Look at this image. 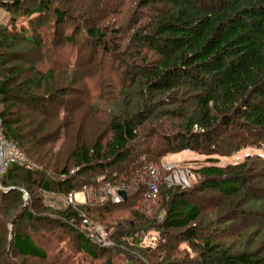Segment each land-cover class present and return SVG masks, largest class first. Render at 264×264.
<instances>
[{
  "label": "trees",
  "instance_id": "1",
  "mask_svg": "<svg viewBox=\"0 0 264 264\" xmlns=\"http://www.w3.org/2000/svg\"><path fill=\"white\" fill-rule=\"evenodd\" d=\"M6 1L0 0L9 16L0 20V118L5 136L18 144L26 160L0 175V264H12L14 254L21 259L15 264H93L112 250L153 264H264V189L254 185L263 171L256 168L245 176L256 162L264 163V0H75L79 10L67 4L70 0H38L25 9L19 8L24 0ZM133 1L136 19L118 24L114 15ZM145 9L154 13L142 22ZM95 12L103 14L104 24L88 18ZM110 17L115 22L107 24ZM81 35L84 45L93 48L89 69V61H82ZM14 46L34 55V64H13L20 57L4 49ZM56 79L71 84L68 93L79 95L78 105L71 108L64 99L67 92H61L54 117L62 121L45 118L29 125L22 117V100L34 87L59 92ZM79 114L80 133L88 123L82 120L92 119L104 130L92 145L77 144L74 166L60 167L58 157L53 159L54 146L46 145L69 140ZM247 147L263 153L223 167H195L205 177L200 190L216 188L243 216L232 237L208 234L217 220L189 200L188 189L163 185L159 201L150 209L142 205L146 169L166 154L191 149L223 156ZM51 161L54 169L49 170ZM107 183L125 189L126 200L115 202L109 195L62 207L47 201L49 192L67 197ZM33 186L37 213L53 222L42 232L16 229L22 219L37 218L31 196L25 197ZM11 194L20 204L16 211L4 202ZM123 210L132 216L104 220ZM253 214L259 218L257 227ZM95 224L106 228L112 247L89 237ZM61 228L67 232L60 233ZM178 237L196 256L177 250ZM104 264L113 263L108 259Z\"/></svg>",
  "mask_w": 264,
  "mask_h": 264
},
{
  "label": "rangeland",
  "instance_id": "2",
  "mask_svg": "<svg viewBox=\"0 0 264 264\" xmlns=\"http://www.w3.org/2000/svg\"><path fill=\"white\" fill-rule=\"evenodd\" d=\"M2 1L7 2L6 0H2ZM11 1L12 0H9V2H11ZM36 3H38V0H29V1L24 0V3H22V5L19 6V8L25 9V8H28L29 6L34 7V5H36ZM131 3H132V5H130V6L127 3V5H126L127 7H125V8L123 7L121 12L114 15L115 19L117 18L116 20H117L118 24L124 23L125 21H127L128 18L136 19L135 14H134L135 8L133 5L134 1ZM67 4H71L72 9H74V10L75 9L79 10V7L81 6V5H79V3L75 2V0H70L67 2ZM129 9L130 10L132 9V10L128 14L127 11H130ZM49 13L50 12L43 13L41 19L43 21L44 20L47 21ZM153 13H154L153 11L151 12V11L145 9L143 12L144 16L142 17V22H146L147 17L152 15ZM102 15L103 14L102 13L100 14V12H95V13L90 14V16L88 18L89 19L94 18L96 21H98V19H100L101 20L100 24H102V23L104 24L105 21L102 20ZM139 15L140 14H138L137 17ZM4 17H5V19L1 20ZM110 18H111L110 20L106 21L107 24L115 22V20L112 17H110ZM8 19H9L8 14L5 12V10L3 8L1 9V7H0V20H1V22L2 23L6 22V21H8ZM67 24H68V22H67ZM63 25L64 24H61L59 26L62 28ZM78 37L81 40L80 46L82 47L81 51L83 54L82 61L84 63H86L87 61H89V58H90L91 53L93 51V48H92V46L87 47L86 45H84L82 35L78 36ZM30 47H32V46L30 45ZM4 51L9 56H12V57L19 56L20 59H14L12 61V63L19 65L22 68H26L29 65L34 64V61H35V57H33L34 55H30L29 53H25L22 50L21 46H14L12 48H9V50L4 49ZM66 54H67V51H66ZM90 63H91V61H89L88 69L90 68ZM26 75L28 76L27 73H26ZM26 75L22 76V80H24L26 78ZM54 83L59 84V85L55 86V87L61 88V90H59V92H56L54 90V91L48 93V91H46V90L42 91V90H38V88L34 87L33 91L28 93L26 95V98H24L22 100V102H21V104H22L21 105L22 117H23V120H25L26 122L29 121L28 122L29 125L35 127V126L39 125V123L41 121H44L45 118H47V119L49 118V119L55 121L56 123L62 121L61 119L56 120L54 117L55 112H56L57 108L59 107L58 101L60 100L59 98L61 97V95H59V93L61 94V92H64V91L67 92L64 99H65V101H69L67 103L70 104L71 108L76 107V105H78L77 100L80 98L79 95L75 93V96H74L73 93H70V92L68 93V91L69 90L71 91V88H73L70 83L69 84H68V82L64 83V82H61L57 79L54 80ZM74 86H76V85H74ZM77 86H78V84H77ZM32 96H39L40 98H39V100L30 99ZM47 96H50L51 100H48ZM1 107L2 106H0V108ZM46 112H48V114H46ZM80 117L81 116L79 114L75 118V119H77V121H76L74 127L72 128L73 130L70 133L71 136H70L69 140H67L65 142L62 139L58 142H55L52 145H51V143H48L46 145L47 147H53L54 146L52 149V151L54 152L53 153L54 154L53 159H56L58 157L56 160L58 161V166H60V167L64 165L66 168H68V167H72L75 165L76 160L73 157V150H75L77 144L81 143V141H84L86 144L92 145L93 142H95L97 140V138L102 135L101 132L104 129L103 128L97 129V127L92 125V123H94V121L91 122L92 119L87 120V121L82 120L83 123H86V122H88V123L85 126L86 130L85 131L82 130V132L80 133L79 132V124L81 123ZM104 118L108 119L107 117H104ZM78 121H80V122L78 123ZM90 125H92V126L90 127ZM42 126H44V123ZM52 131H53L52 129L44 130V132L47 134H53ZM109 137H110V134L107 136V138L104 139L105 143L109 139ZM104 140H103V142H104ZM44 144H45V141H44ZM255 153H263V151L257 147H247V148L241 149L238 153L221 156L218 154H214V155H208V154L206 155V154H201V153L199 154V153H197L191 149H190V151L187 149L186 151H182V152H178V153H176V152L168 153L164 156L163 160H171V159H174V156H176L177 159H182L183 161H186V163H190V164L194 165L196 168L206 166L207 164H215V165L223 167V166H226L228 164L239 163V161H242L245 159L246 155L255 154ZM209 157L216 158V159L211 160V159H209ZM259 162H263V161L259 160ZM259 162H256L252 168L249 167L250 169H248L245 172V176L246 177L250 176V174L253 173V169H256V168L260 171H263V175L261 177H258L261 180L254 183V185H255V187L257 186L260 189H264V163H259ZM53 165L54 164L51 161V165L48 166L49 170L54 169ZM157 165L162 166L160 164V162H158ZM196 173H197V175H196L195 182L190 188H186V189H188V190H186V194L189 197V200L191 202L193 201L194 203L198 204L207 215L209 214V216L211 218H215L217 220L216 224L214 225L215 227L211 228L209 230L208 234L212 233L213 235L220 237L222 239H225L227 237H232L236 233L235 232L236 228L243 225V224H241L243 216L240 214H237L236 207L233 204V200L225 197V195L223 196L222 194H220V192L216 188L209 187L207 190H204V191L200 190L202 185L205 183V177H203L198 172H196ZM19 177H20L19 179L21 181H23L24 173H20ZM20 180H18L17 182L20 183V185H21V183L23 184L24 182H21ZM27 187L29 188V186H27ZM33 188H34V186H33ZM92 188L93 187H91V186H88V187L85 186V188L83 190H79L78 192H76V196H75V193H70L67 197L60 195V194H56V193H55L56 195H53L52 192H49V193H47V201H49L53 205H58L59 207H62L67 202H71L69 200L70 195L77 198L78 201L75 200V203H86L89 200L94 201V200H96L97 197H100V196H102V194H104V190H102V189H100V190L94 189L93 190ZM116 188H121V187L116 186ZM5 189L10 190L13 188L10 187V188H5ZM80 191H84L86 193V197H84L85 194L80 192ZM28 194L31 196L32 201H33V197H35L36 194L38 195L36 188L32 189V192L25 191V197L26 198L28 197ZM79 195L81 196L80 198H79ZM4 202L7 205H9V207L12 210H15V211L18 210V208L20 207L19 202H17L16 198L12 194L10 196H7V198H4ZM37 208L38 207L34 204V201H33V203H32V209L34 210L33 214L37 218H35L34 221L28 220L26 218L22 219L19 223L20 228H18V226H17L16 229H18V230L19 229L30 230V227H32V228H37L40 232H42L43 230L46 229V227H48L51 223H53L51 221H48L47 219L41 220V217H40L41 215H39L37 213ZM255 213L262 214L263 212L257 211ZM257 214L252 215V217L256 216V221H254L256 224V227L259 224L258 223L259 218L257 217ZM22 215H23V213H21L19 216H22ZM131 216L132 215L129 213V211L123 210V211H120L119 213L111 212V215L107 214V219H104V220L106 222H112L113 223L115 220L129 218ZM233 216H234V218H232ZM219 221H221L222 224H220ZM229 225H231V226L233 225V227L230 228ZM22 227H24V228L22 229ZM219 228L225 229V231L220 232ZM215 229H217V230H215ZM58 230L60 231V233L67 232V229L61 228ZM171 232L175 235L177 234V231L171 230ZM88 234H89V237L93 241L98 240L99 242H101V235L103 234V232L101 233V235L99 237L96 235H94V237L91 236L90 232H88ZM95 242H97V241H95ZM174 243L177 246V250L180 253H182L184 255H185V253H188L189 258H193L194 256H196V252L189 246V244L187 242L180 241L179 237L176 238ZM103 255L104 256H101L100 259H97L93 264H104L105 261H107L108 259H110L113 264H153V263H151V260L148 258H145V257L142 258V256L133 257L131 255L125 256V255H122L121 253L113 251V250H112V252L103 253ZM20 260L21 259L18 255L14 254V256H12V257L10 256V263H12V264H15V262H18ZM144 260L146 262H143ZM172 261L173 260H171L170 262L172 263ZM33 264H38L37 260L36 261L33 260ZM166 264H169V261L166 260Z\"/></svg>",
  "mask_w": 264,
  "mask_h": 264
},
{
  "label": "built area",
  "instance_id": "3",
  "mask_svg": "<svg viewBox=\"0 0 264 264\" xmlns=\"http://www.w3.org/2000/svg\"><path fill=\"white\" fill-rule=\"evenodd\" d=\"M25 160L26 155L23 153L18 144L14 140H10L5 136L4 123L0 118V175L4 174L12 163L22 164ZM160 164L162 166L153 163L149 164L145 172L146 182L148 183V192L144 194L142 205H144L147 209H150L152 203L159 201L161 187L163 185L168 188L179 186L182 189H186L190 188L196 179L197 173L195 171V166L186 163V161L174 158V160H162L160 161ZM100 178L102 179L103 177ZM92 189L94 190L95 188ZM121 189L122 188H116L115 186L107 183L102 188V190H104V194L100 197H108L110 195L115 202H120L123 200L119 193ZM80 192L84 193V197H86V193L84 191ZM80 197L81 196L79 195V198ZM100 197H97L96 199H99ZM69 200L75 203L77 198L70 195ZM88 232H90V235L93 237L94 235L99 237L103 232L101 235V242L98 240L95 241L104 247H112L113 241L109 238V233L102 224H96ZM145 240L147 242L150 240L149 235L145 236Z\"/></svg>",
  "mask_w": 264,
  "mask_h": 264
},
{
  "label": "water",
  "instance_id": "4",
  "mask_svg": "<svg viewBox=\"0 0 264 264\" xmlns=\"http://www.w3.org/2000/svg\"><path fill=\"white\" fill-rule=\"evenodd\" d=\"M119 193L122 196V199L126 200V198H127V191L125 189H121L119 191Z\"/></svg>",
  "mask_w": 264,
  "mask_h": 264
},
{
  "label": "bare ground",
  "instance_id": "5",
  "mask_svg": "<svg viewBox=\"0 0 264 264\" xmlns=\"http://www.w3.org/2000/svg\"><path fill=\"white\" fill-rule=\"evenodd\" d=\"M147 192H148V190H147Z\"/></svg>",
  "mask_w": 264,
  "mask_h": 264
}]
</instances>
